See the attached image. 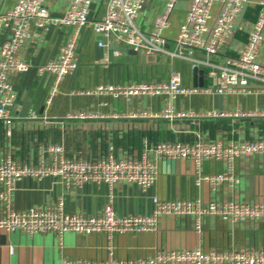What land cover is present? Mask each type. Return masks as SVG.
<instances>
[{"label":"crops","instance_id":"crops-1","mask_svg":"<svg viewBox=\"0 0 264 264\" xmlns=\"http://www.w3.org/2000/svg\"><path fill=\"white\" fill-rule=\"evenodd\" d=\"M69 1L45 0V4L52 16H62ZM166 1L146 0L142 13L136 19L137 24L149 31ZM15 2L0 0V12L11 9ZM105 3L106 0H95L90 17H101ZM187 4L188 0H179L171 16V25L164 32L171 50L175 49L174 39L180 23L185 19ZM249 9L246 21L238 25L232 43L215 59L235 54L245 43L247 30L257 11L249 12ZM73 32L74 27L69 24H53L47 30L32 26L31 40L18 51L19 59L31 64L27 72L12 76L20 110L23 95L31 103L28 117L16 118L14 122L18 157L25 156L34 138L54 140L64 144L70 153L90 157L110 145L117 156L123 157L141 152L147 141H192L198 137L228 140L264 138V86L256 82L246 87L233 86L223 95L224 115L213 114L214 94L193 93L171 98L161 93L127 100L89 93L100 84L166 81L173 71L180 72L186 87H200L201 77L204 85L209 83L206 69L203 74H194L195 68L186 59L168 54H156L157 59H152L150 54L141 50L129 53L113 50L108 45L100 46L99 42H103L104 37L89 26L82 27L78 37L77 69L61 82L59 91L52 94L53 77L40 73L38 68L58 54ZM2 39L3 36H0V44ZM169 108L174 114L189 115H175L173 118L162 115ZM80 110L103 116L67 118L70 112ZM236 112L240 114L236 115ZM133 113L137 116H132ZM217 174L225 176L217 184L202 180L204 176ZM62 192V185L54 183L51 178L40 181L24 178L17 186L16 206L26 209ZM107 193L108 188L104 184H88L67 195L66 209L97 213L105 204ZM153 195L169 200L200 198L205 201L264 203V157L236 159L230 168L224 161L206 160L200 170L190 161L160 159L157 180L147 191L129 184L115 189V210L117 214H149L153 209ZM10 246L14 247L13 252H10ZM238 246L264 249V220L234 223L224 216H210L197 230L195 217L191 215L163 216L156 230L117 234L112 242L102 234L67 232L60 241L53 233L29 235L21 231H0V264H64L66 259L95 262L110 256L121 259L153 256L160 248L201 247L224 251Z\"/></svg>","mask_w":264,"mask_h":264},{"label":"built area","instance_id":"built-area-1","mask_svg":"<svg viewBox=\"0 0 264 264\" xmlns=\"http://www.w3.org/2000/svg\"><path fill=\"white\" fill-rule=\"evenodd\" d=\"M95 0H70L62 16H52L45 0H16L14 6L0 12V231H21L29 235L53 233L60 241L67 232L91 235L102 234L112 242L117 234L150 232L157 229L163 216L195 217V228L201 229L205 218L224 216L234 223L264 220V203L239 201H205L196 199H163L151 197L149 214H117L114 206L115 189L135 185L142 191L151 188L158 177L160 159L186 160L200 170L206 160H221L230 168L236 159L264 157V138L228 140L198 137L192 141H147L141 152L117 156L112 145L96 156L70 153L64 144L32 139L23 158L17 156L14 132L20 105L12 76L27 72L31 64L19 59V49L32 38V26L47 30L51 25L69 24L74 32L62 44L58 54L39 66L40 73L53 77L52 94L59 91L61 82L79 65L77 43L80 30L89 26L93 31L119 46H127L147 54H168L190 62L192 68L203 67L209 83L203 87H186L180 72L173 71L166 81L120 82L100 84L89 93L115 99H144L168 94L171 98L193 93L222 94L231 87H246L252 82L264 86V0H188L185 19L174 39L175 49L168 47L164 35L171 25V16L179 0H167L157 14L149 31L136 22L146 0H106L104 14L91 18ZM256 8V18L247 30L245 43L235 54L215 59L235 38L238 25L246 21V13ZM104 46L103 42H99ZM204 54L206 59L194 55ZM212 113H207L209 115ZM224 115L223 110L213 113ZM240 112H236V115ZM137 116L136 113L131 114ZM146 115V114H144ZM158 115V114H157ZM156 115V116H157ZM166 117L174 114L169 108ZM32 117H36L31 115ZM103 116L91 111H73L70 119ZM24 178L60 183L63 192L51 195L26 209L16 206L19 181ZM222 174L204 176L202 180L217 184ZM88 184H104L108 188L106 202L97 213L68 211L66 197ZM14 247L10 246V252ZM264 264V249L238 246L228 250L157 249L153 256L137 258L107 257L100 261L66 259L64 264Z\"/></svg>","mask_w":264,"mask_h":264},{"label":"water","instance_id":"water-1","mask_svg":"<svg viewBox=\"0 0 264 264\" xmlns=\"http://www.w3.org/2000/svg\"><path fill=\"white\" fill-rule=\"evenodd\" d=\"M103 44L104 45H108L113 50H119V51L129 52V53H136L137 52L136 50L130 49L127 46H119L116 43L109 42L107 40V38H105V37L103 38ZM194 54L198 55V56H200L201 58H204V59L207 58L206 55H204V54H196V53H194ZM149 58L157 59V55L156 54H150ZM197 73H202L203 74L204 73V68L203 67L195 68L194 69V74H197ZM195 85H197V83H195ZM198 85L200 87H202L204 85L202 77L200 78V82L198 83ZM22 99H23V106H22L21 110L18 113V118H23L24 119V118L28 117V113H29L30 108H31V103L24 99V95L22 96ZM213 101H214L215 110L222 111L223 110L224 96L222 94H214L213 95Z\"/></svg>","mask_w":264,"mask_h":264},{"label":"rangeland","instance_id":"rangeland-1","mask_svg":"<svg viewBox=\"0 0 264 264\" xmlns=\"http://www.w3.org/2000/svg\"><path fill=\"white\" fill-rule=\"evenodd\" d=\"M254 11H256V8H255V7H251V8L249 9V12H254Z\"/></svg>","mask_w":264,"mask_h":264}]
</instances>
